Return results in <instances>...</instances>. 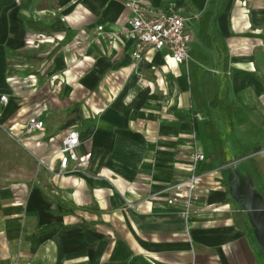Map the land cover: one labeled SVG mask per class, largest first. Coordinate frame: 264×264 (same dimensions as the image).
<instances>
[{"label":"crops","instance_id":"crops-1","mask_svg":"<svg viewBox=\"0 0 264 264\" xmlns=\"http://www.w3.org/2000/svg\"><path fill=\"white\" fill-rule=\"evenodd\" d=\"M144 2L200 14L188 62L160 49L135 65L131 40L113 44L125 0H0V126L33 156L0 174V264H264L250 214L264 212V0ZM34 116L45 129L26 133ZM73 128L92 158L63 174ZM195 142L202 199L185 218L166 189L191 175Z\"/></svg>","mask_w":264,"mask_h":264},{"label":"built area","instance_id":"built-area-1","mask_svg":"<svg viewBox=\"0 0 264 264\" xmlns=\"http://www.w3.org/2000/svg\"><path fill=\"white\" fill-rule=\"evenodd\" d=\"M125 6L131 11L127 25L118 32L109 33L111 42L122 41L123 37L132 41V56L135 65L148 61L155 50L166 49L176 64L188 62L190 56V43L193 40L192 31L188 23L192 19H198L200 14L194 13L191 16L183 14L182 9L175 2H170L164 8H156L148 5L144 0H125ZM102 29V27H99ZM8 96H1V103H8ZM197 116L202 119L200 114ZM45 124L37 117H31L25 125L26 133L34 130L43 131ZM81 145L80 132L78 129H70L63 137L59 148L58 161L61 173H73L86 168L92 158V152L83 154L79 152ZM195 151L192 154L193 162L189 164L191 175L183 181L170 184L167 187V203L188 218L197 210L201 203L202 195L197 187L202 176L195 173L197 164L206 157L197 142L194 145ZM75 166L70 168V163Z\"/></svg>","mask_w":264,"mask_h":264},{"label":"rangeland","instance_id":"rangeland-1","mask_svg":"<svg viewBox=\"0 0 264 264\" xmlns=\"http://www.w3.org/2000/svg\"><path fill=\"white\" fill-rule=\"evenodd\" d=\"M5 105L2 103L0 107V114L3 111ZM3 126V124H0ZM0 126V174H9L10 170L15 171L14 175H17L21 171V165L26 163H33V156L31 152L24 147L18 135L12 133L10 135ZM23 162V163H22ZM25 162V163H24ZM35 163V162H34ZM27 175L35 176L41 169L35 164L28 165L24 168ZM10 184V183H9Z\"/></svg>","mask_w":264,"mask_h":264},{"label":"water","instance_id":"water-1","mask_svg":"<svg viewBox=\"0 0 264 264\" xmlns=\"http://www.w3.org/2000/svg\"><path fill=\"white\" fill-rule=\"evenodd\" d=\"M253 221L256 223V225L259 227L261 234L259 236L260 242L264 246V212H251Z\"/></svg>","mask_w":264,"mask_h":264},{"label":"trees","instance_id":"trees-1","mask_svg":"<svg viewBox=\"0 0 264 264\" xmlns=\"http://www.w3.org/2000/svg\"><path fill=\"white\" fill-rule=\"evenodd\" d=\"M208 22H209V20H208L207 17L204 20H202V24H201V33H202V35H203V33H204L205 36L209 35V34H205L208 31V27H209ZM202 38H203V36H202Z\"/></svg>","mask_w":264,"mask_h":264}]
</instances>
